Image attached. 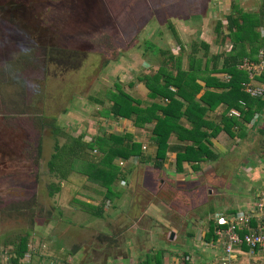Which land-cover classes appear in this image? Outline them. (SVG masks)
<instances>
[{"label": "rangeland", "instance_id": "obj_1", "mask_svg": "<svg viewBox=\"0 0 264 264\" xmlns=\"http://www.w3.org/2000/svg\"><path fill=\"white\" fill-rule=\"evenodd\" d=\"M262 3L0 0V264H11L22 237L26 252L17 264H109L128 250V264L139 257L154 264L169 252L178 259L175 264L185 255L201 260L197 253L204 246L194 233L212 215L247 202V189H238L240 165L264 163V137L255 141L254 156L240 149L233 159L235 150L224 154L215 149L217 159L206 161L200 172L183 163L177 170L169 157L155 168L151 124L135 127L131 120L110 116V96L119 90L145 106L151 100L137 78L151 75L159 65L173 71L171 56L186 69L188 52L197 47L199 68L208 67L211 53L206 50L203 56L199 48L201 21L212 43L221 37L211 31L215 23L224 29L226 15L255 12ZM257 29L263 35L264 25ZM225 41L221 47L228 49L230 40ZM221 131L232 136V131ZM123 133L139 141L150 160H115L119 174L108 195L84 173L100 152L78 147L74 140L85 144ZM54 153L58 164L51 158ZM147 250L149 255H143ZM262 255L252 253L256 260H249L264 264Z\"/></svg>", "mask_w": 264, "mask_h": 264}, {"label": "trees", "instance_id": "obj_2", "mask_svg": "<svg viewBox=\"0 0 264 264\" xmlns=\"http://www.w3.org/2000/svg\"><path fill=\"white\" fill-rule=\"evenodd\" d=\"M261 8L255 12L239 10L234 16L226 15L224 29L218 22L214 24L215 37L221 34L217 43L222 44L229 39L230 45L226 52L220 51L210 55L209 67L205 64L203 68H199L195 55L197 50L192 46L187 55L189 62L186 69L179 67L180 59L171 56L169 59L172 60L173 71L159 65L151 75L139 76L137 80L147 89V97L151 100L145 106H140L138 99L125 92L117 90L111 94L110 116L131 120L135 127L151 124L149 132L151 144L154 145L152 164L155 168L161 167L167 152L174 153L173 161L177 170L181 169L182 162H189L195 168V164L200 161L215 159V154L208 148L210 138L223 129L230 133L233 120L227 115L228 111L233 109L247 120L254 112L263 108L264 91L257 97L247 94L242 84L248 79L245 71L239 68L242 59L256 61L258 50L264 51V31L261 35L257 29L264 25V3ZM199 47L203 50V56L206 55L207 44L200 41ZM215 73H224L227 77L217 79L214 77ZM256 78L264 82V75ZM213 88L217 91L212 90ZM218 105L223 107L220 124L204 117L207 111L214 110ZM181 120L187 122V125ZM170 135H174L176 143L167 141ZM130 137L129 133L110 134L106 137H94L91 142L85 144L74 140L78 147L88 146L100 152L101 157L96 162L89 160L86 163L84 173L90 180L103 186L108 195L111 194V182L119 174L115 160L128 162L133 157L139 162H144L150 158L142 153L141 143L132 141ZM53 148L56 149V145ZM69 152L76 153L72 149H69ZM69 152L67 151L68 154ZM57 157L58 153L51 155V158L58 160L53 161L55 164L60 162ZM53 162L49 161L48 166L51 167ZM232 210L234 209L229 211ZM251 225H254V220ZM213 238L212 225L208 224L203 240L209 242ZM242 248L246 250V247ZM25 252L26 242L22 237L13 250L10 263L17 264ZM154 262L160 264L159 260L154 259Z\"/></svg>", "mask_w": 264, "mask_h": 264}, {"label": "built area", "instance_id": "obj_3", "mask_svg": "<svg viewBox=\"0 0 264 264\" xmlns=\"http://www.w3.org/2000/svg\"><path fill=\"white\" fill-rule=\"evenodd\" d=\"M239 68L245 71L248 79L242 84L243 90L252 97L261 96L264 91V82L259 81L263 85L261 86L253 85L251 81L257 80L256 77L261 74L264 75V51L258 50L256 61L242 59ZM227 114L237 116L238 112L231 109ZM252 220L254 225H251ZM208 224L212 225L214 238L205 242L203 235L208 230ZM196 232L194 235L196 234L195 239L198 243L215 249L214 259L209 261L206 259L202 264H235L236 261H242L240 264H250L249 259L252 253L256 252L263 254L260 258L263 257L264 261V188L255 193L252 201L241 207L212 215L211 219L207 220L205 228L198 229ZM242 247H246V250ZM241 255L244 257L246 255L244 260L240 259ZM251 258L252 262L256 260L254 256ZM183 260L193 264L187 255ZM180 264H184L183 261Z\"/></svg>", "mask_w": 264, "mask_h": 264}, {"label": "crops", "instance_id": "obj_4", "mask_svg": "<svg viewBox=\"0 0 264 264\" xmlns=\"http://www.w3.org/2000/svg\"><path fill=\"white\" fill-rule=\"evenodd\" d=\"M200 26H201L200 30L202 33L199 35V37H200V40L202 42L207 44V51L209 53L215 54V53H218L220 51L226 52L228 50V49H225L224 46L221 47L222 44H220V43L218 44L216 39H213L212 43H210L207 39H205L204 36H206V37H208V36H207V34H205V32L202 28L203 21H201ZM213 27L214 26H212V29H211L212 32H213ZM223 33H225V32L223 31ZM229 45H230V43H229ZM196 49H198V48L196 47ZM210 55L208 56V58L210 57ZM219 63H220V60L218 61V65H219ZM209 64H210V62H209ZM207 66L209 67V65H207ZM214 75L218 78L223 79V76L226 74L215 73ZM222 110H223L222 105H218L214 110L207 111L205 113L204 117L212 120L215 123L220 124L219 123L220 116L218 114L221 113ZM228 116H230V118L232 117L231 120H233V123L231 124V127H230V132L232 131L231 132L232 136L229 137L224 131H220V132H218V134L215 137L210 138V144H209L208 148L215 154V156H216L215 159H217V153H215V151H214L215 149L220 150V152H223L224 154L226 152H228L229 150H232V151L235 150V153L231 154L233 159H235V157L239 153L240 149H244V150H246L247 153L254 156L256 153V150H257L256 148H254V145H256L255 141L257 140V143H258L257 138L260 137L259 135H262L264 137V106L258 112H254L253 115L251 117H248L247 120H244L242 118L243 116L241 114H238L237 116L236 115H228ZM183 124L187 125V122H185L183 120ZM225 136H228L230 140L225 139ZM170 137H173L172 141L175 142L174 135H170ZM231 139H233V140H231ZM185 143H188V142H185ZM225 146L228 148L227 150L224 149ZM240 153H243V152L241 151ZM167 157L173 158V160H174V153L173 152H167L165 159ZM215 159H213V160H215ZM206 161H212V160L200 161L197 164H195L196 165L195 168H193L189 162H182L183 163L182 165L189 166L191 171L197 170V172H200V171H202V169H204L203 165H205ZM257 161H256V163L253 161L241 162V165H240L241 171L243 172V175L241 177L242 183L240 185H238V189H247V191H245L246 198H245L244 202H246V201L249 202L250 197H252L251 196L252 193L254 194L255 191L257 192L258 190L264 188V163L260 162L261 160H259L258 162ZM242 205H244V204H242ZM242 205H240V207ZM191 235L192 234L190 233V235H187V236H191ZM168 236H169V233L166 235V238H168ZM174 238H175V236H174ZM201 249H203V251H201V252L199 251L197 253L198 256H200L201 260L195 261V260H193V258H190L193 261V264H196V263L202 264L204 262L203 258L207 259L208 261L211 259H214V254H213L215 252L214 248H212L210 246H204ZM150 251L151 250H149V251L147 250V252L146 251H145V253L143 252V255H147V254L149 255ZM118 256H119L118 260L120 257H122V258L124 257V258L122 260H119V261H111L112 263H109V264H128V263L132 262V255H131L130 250H128L125 255L119 254ZM187 256L191 257V255H187ZM245 257H246V255H245ZM243 258H244V256L241 255L240 259L242 260ZM138 259H137L138 261L136 260L135 264H151V262H149L148 259H146V257H144L143 260L141 257H139ZM158 260H159L160 264H166V263L167 264H172V263L175 264L178 262L177 261L178 259L174 256L173 252H169L168 257L162 258V256H161L160 259H158ZM153 263L156 264V262H154V260H153Z\"/></svg>", "mask_w": 264, "mask_h": 264}, {"label": "water", "instance_id": "obj_5", "mask_svg": "<svg viewBox=\"0 0 264 264\" xmlns=\"http://www.w3.org/2000/svg\"><path fill=\"white\" fill-rule=\"evenodd\" d=\"M168 238H169V239H171V238H172V233H169V236H168Z\"/></svg>", "mask_w": 264, "mask_h": 264}]
</instances>
